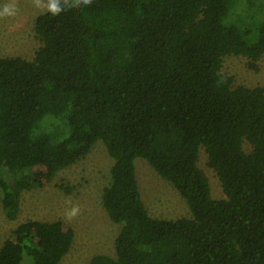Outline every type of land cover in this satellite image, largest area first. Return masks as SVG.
I'll list each match as a JSON object with an SVG mask.
<instances>
[{"label": "trees", "instance_id": "1", "mask_svg": "<svg viewBox=\"0 0 264 264\" xmlns=\"http://www.w3.org/2000/svg\"><path fill=\"white\" fill-rule=\"evenodd\" d=\"M262 7L92 0L38 15L33 59L0 58L5 218H17L23 191L51 183L100 142L112 160L102 207L120 229L114 255L89 264H264V89L234 86L222 69L225 57L241 56L258 70ZM200 148L223 199L211 197ZM136 158L179 193L190 218L148 214ZM73 239L63 221L23 222L1 245L0 264H59Z\"/></svg>", "mask_w": 264, "mask_h": 264}, {"label": "rangeland", "instance_id": "2", "mask_svg": "<svg viewBox=\"0 0 264 264\" xmlns=\"http://www.w3.org/2000/svg\"><path fill=\"white\" fill-rule=\"evenodd\" d=\"M8 2L0 0V6ZM16 2L18 14L0 19V58L32 60L42 45L34 32V21L45 10L36 7L33 0ZM247 63L244 57L228 56L223 59L222 69L233 78L234 86H259L264 89V54L257 62V71L247 68ZM45 120L56 121L50 116ZM243 148L248 151L247 145L244 144ZM111 164L106 149L97 142L85 158L57 172L51 183L23 191L15 220L5 218L0 203V247L23 222L63 221L73 229L74 239L68 254L59 264H89L95 255L113 256V241L120 225L112 223L102 207V192L110 183ZM134 167L142 202L152 218L174 220L191 217L179 193L161 179L144 159L136 158ZM198 167L208 180L211 197L223 199L221 185L208 168L207 156L202 148L199 149ZM77 205L80 208L79 214L68 219L66 213Z\"/></svg>", "mask_w": 264, "mask_h": 264}, {"label": "clouds", "instance_id": "3", "mask_svg": "<svg viewBox=\"0 0 264 264\" xmlns=\"http://www.w3.org/2000/svg\"><path fill=\"white\" fill-rule=\"evenodd\" d=\"M92 0H33V3L38 8H43L53 16L59 15L62 11L68 8L79 7L81 4L89 5ZM19 12V7L16 0H9L8 3L0 6V19L15 17ZM80 212L79 206H74L66 213L68 219L76 217Z\"/></svg>", "mask_w": 264, "mask_h": 264}, {"label": "bare ground", "instance_id": "4", "mask_svg": "<svg viewBox=\"0 0 264 264\" xmlns=\"http://www.w3.org/2000/svg\"><path fill=\"white\" fill-rule=\"evenodd\" d=\"M214 173V172H213ZM215 174V173H214Z\"/></svg>", "mask_w": 264, "mask_h": 264}]
</instances>
